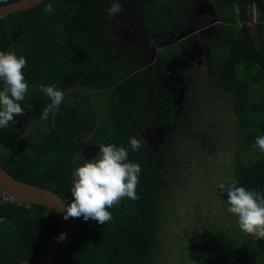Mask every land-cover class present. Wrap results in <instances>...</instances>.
<instances>
[{"label": "trees", "instance_id": "16d2710c", "mask_svg": "<svg viewBox=\"0 0 264 264\" xmlns=\"http://www.w3.org/2000/svg\"><path fill=\"white\" fill-rule=\"evenodd\" d=\"M15 1L19 0L7 3ZM113 2L44 0L0 21V51L13 50L27 59L23 74L28 92L21 105L27 110L38 105L36 116L0 129L2 166L17 180L49 189L69 205L74 199L73 172L85 163L80 153L89 145L123 146L129 153L128 162L138 163L142 169L139 199L124 198L108 209L113 219L105 225L76 218L75 232L59 245L54 264H156L159 221L155 191L163 182L161 168L168 156L162 150L152 152L143 140L140 150L132 151L129 140L133 136L142 139L140 133L146 128L173 125L177 118L173 96L162 90L158 81L166 74L162 55H181L183 42L204 36V32L175 43L187 31L185 23L173 26L178 17L176 0H148L141 12L148 13L149 35L162 34L159 38L153 35L151 40L162 45L154 61L146 64L136 45L115 50L116 37L111 34L113 25L107 12ZM47 4L53 6L52 12L44 11ZM168 5L170 11L166 10ZM252 9L256 11L254 24ZM216 14L219 22L212 26L211 44L225 56L218 58L214 69L240 110L234 118L241 133L234 156L235 180L239 186L264 195V155L248 164L239 158L241 150L264 136V0H217ZM239 63L248 72L244 79L237 77ZM261 81L260 95L251 99L252 104H242ZM41 85H56L65 93L64 102L52 123L41 121L35 136L25 138L27 126L39 119L51 102L40 91ZM79 94H92L99 109V123L88 137L91 110ZM15 119L20 122V116ZM57 229L58 217L51 209L3 203L0 199V264H37L41 250ZM249 252L264 256V239L256 237ZM224 263L219 259L214 264Z\"/></svg>", "mask_w": 264, "mask_h": 264}, {"label": "rangeland", "instance_id": "374dc122", "mask_svg": "<svg viewBox=\"0 0 264 264\" xmlns=\"http://www.w3.org/2000/svg\"><path fill=\"white\" fill-rule=\"evenodd\" d=\"M216 1L176 0L178 17L173 20V26L187 25L186 33L176 42L186 38V34L204 32V36L188 38L179 56L166 58L163 53L166 74L158 78L159 87L172 94L177 118L170 127L146 128L140 133L152 152L162 150L168 156L161 168L163 182L158 183L155 191L159 221L154 252L156 264H214L219 259L224 264H264L263 255L249 252L256 236L240 229L238 218L227 211L226 189L219 188L220 184L235 180L234 156L241 133L234 120L240 111L236 108L239 103L223 87L214 69L218 58L225 56L218 54L211 44L212 26L219 22ZM147 2L127 0L121 3L122 12L115 17L108 14V19L113 25L111 34L116 37L115 50L136 45L141 50L143 63L149 64L162 45L157 46L151 39L153 35L159 38L162 34L149 35L148 13L141 12ZM170 9L168 5L166 10ZM252 12L254 19L256 11L252 9ZM236 73L239 79L248 76L242 63L236 65ZM261 83L253 85L242 104H252L251 99L260 95ZM78 97L91 110L92 128L88 137L99 123V109L92 94ZM58 110L53 109L54 114L50 113L45 121L53 122ZM25 113L16 126L26 117L37 114L36 109H25ZM41 121L44 120L35 118L27 126L24 137H34ZM263 155L264 152L252 144L240 151L239 158L248 164Z\"/></svg>", "mask_w": 264, "mask_h": 264}, {"label": "clouds", "instance_id": "9594fccd", "mask_svg": "<svg viewBox=\"0 0 264 264\" xmlns=\"http://www.w3.org/2000/svg\"><path fill=\"white\" fill-rule=\"evenodd\" d=\"M6 3L7 0H0V4ZM53 10L51 4H47L44 9L45 12ZM107 12L111 17L122 12L119 0H115ZM26 67L27 59L24 56H17L13 50L0 51V81L3 82V90H0V129L9 127L10 122L15 125L16 116L26 115L21 105L28 92V83L23 74ZM40 91L51 101L40 116V119L47 120L52 110L59 109L63 104L65 93L58 90L56 85H41ZM129 144L132 151H139L143 146L142 139L135 136L130 138ZM98 147L99 153L90 160L86 159L73 172L71 194L74 199L66 207V220L83 217L85 221L91 219L105 225L113 219L108 209L118 206L124 198L133 201L139 199L137 186L141 166L128 162L129 153L123 146L100 144ZM253 147L264 152V136H258ZM78 159L79 156L73 162ZM219 188L226 189L227 211L238 218L240 229L264 239V195L239 186L236 180L229 184L222 183Z\"/></svg>", "mask_w": 264, "mask_h": 264}, {"label": "water", "instance_id": "95a60500", "mask_svg": "<svg viewBox=\"0 0 264 264\" xmlns=\"http://www.w3.org/2000/svg\"><path fill=\"white\" fill-rule=\"evenodd\" d=\"M44 0H19L0 5V21L8 15L27 11ZM165 47V45H164ZM99 145L85 147L80 155L92 159L99 153ZM0 190L15 202L28 206H42L54 211L58 217V229L41 250L37 264H54L55 254L59 245L73 235L76 229V218L64 219L67 201L55 192L24 183L12 176L0 163Z\"/></svg>", "mask_w": 264, "mask_h": 264}, {"label": "built area", "instance_id": "2783aa9c", "mask_svg": "<svg viewBox=\"0 0 264 264\" xmlns=\"http://www.w3.org/2000/svg\"><path fill=\"white\" fill-rule=\"evenodd\" d=\"M253 22H255V19H253ZM0 199L3 203H16L12 198L8 197L5 193H3L0 190ZM17 205H20L19 203H17Z\"/></svg>", "mask_w": 264, "mask_h": 264}, {"label": "flooded vegetation", "instance_id": "af4514ba", "mask_svg": "<svg viewBox=\"0 0 264 264\" xmlns=\"http://www.w3.org/2000/svg\"><path fill=\"white\" fill-rule=\"evenodd\" d=\"M188 35H189V34H186L184 37H187ZM190 35H191V34H190ZM184 37H183V38H184ZM182 40H183V39H182ZM180 41H181V40H180ZM175 42H176V41H175ZM165 46H166V45H165ZM163 47H164V46H163ZM158 48H159V47H158ZM158 50H159V49H158ZM158 50L155 52V54H157ZM158 78H159V77H158ZM32 109H38V105H37V106H36V105L33 106ZM32 109H31V110H32ZM28 110H29V109H28ZM26 111H27V109H26Z\"/></svg>", "mask_w": 264, "mask_h": 264}]
</instances>
